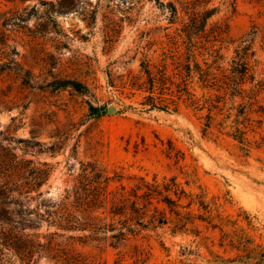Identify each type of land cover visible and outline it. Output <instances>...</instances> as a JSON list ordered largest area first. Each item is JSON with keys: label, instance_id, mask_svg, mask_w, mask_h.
<instances>
[{"label": "rangeland", "instance_id": "374dc122", "mask_svg": "<svg viewBox=\"0 0 264 264\" xmlns=\"http://www.w3.org/2000/svg\"><path fill=\"white\" fill-rule=\"evenodd\" d=\"M194 1L0 0V25L9 21L0 29L29 74L27 86L18 71L0 75V168L16 161L50 170L31 200H3L9 211L26 212L23 224L36 223L25 232L39 245L27 264H264V91L230 82L233 61L248 49L254 84L264 83V6L210 0L194 8ZM210 9L208 37L197 40L191 63L209 76L201 82L193 70L184 84L178 33L192 11ZM142 67L154 77L164 70L163 89L152 94L162 110L142 106L149 92L130 87L146 80ZM53 81L80 83V92ZM92 170L108 192L142 194L173 178L185 193L179 214L155 199L164 225L119 246L69 233L53 237L49 250L54 229L39 219ZM4 252L10 261L2 264H20Z\"/></svg>", "mask_w": 264, "mask_h": 264}, {"label": "trees", "instance_id": "16d2710c", "mask_svg": "<svg viewBox=\"0 0 264 264\" xmlns=\"http://www.w3.org/2000/svg\"><path fill=\"white\" fill-rule=\"evenodd\" d=\"M209 1L195 0L193 6L195 8L201 4L205 5ZM252 1L264 6V0ZM158 4L163 6V3L158 2ZM168 6L170 8L169 22L174 23L177 15L176 7L173 3H168ZM214 11V9L205 10L203 13L192 11L188 21L183 24L178 33L186 50V64L177 63L184 70L185 74L181 77L184 84L193 70L199 74L201 82L207 81L208 71L200 73L202 71L199 65L193 63L191 66V63L198 43L197 40L208 37L205 34V27L208 18ZM8 22V20H4L0 27H7ZM247 50L244 49L238 62L233 61L230 82L234 89H239V86L241 87L248 80L250 84H253L251 91L256 92L258 86V93H261L264 91V83L257 82L254 84L255 77L250 73V67L247 63ZM207 69L209 70L210 67L208 66ZM142 70L146 80L144 82L134 81L130 83V87L132 90L149 92V95L145 97L146 102L141 103L142 106L162 110L166 106H159L155 103L152 94L154 88L155 90L157 87L159 90L163 89L162 86L166 80L164 70H159L157 77L152 76L147 67H142ZM11 72L22 78L23 85L29 84V74L16 61V53L8 44L6 30L0 29V75ZM20 73L22 74L20 75ZM180 74L182 73L179 71L177 76ZM51 84L49 86L56 89L70 87L77 92H80L79 88H81V84L75 81H53ZM239 90L241 91V89ZM176 107L174 106L173 111L176 110ZM91 110L95 109L92 108ZM242 134L240 132L237 136L239 140H242ZM20 165L16 161H11L0 168V264L10 261L4 251L11 253L20 264H27V261L36 253V246H39L38 244L35 246L34 235L25 234L27 230L35 229L36 223L28 220L27 224H23L20 220L25 216L24 210L9 211L7 207L2 205L6 199L9 202L14 201L15 204L18 203L19 199L31 200L29 195L37 192L42 185L47 183L50 170L46 164L41 165L43 169L35 167L22 169L19 168ZM107 187V179L102 178L98 172L92 170L91 173H83V175L78 176L73 186L64 190L60 199L50 206L51 210L45 211L39 219L44 221L48 228L54 229L50 234L49 250L53 249L50 246L53 237H62L68 240L71 237H65V235L69 233H87V237L92 240L109 241L111 246H119L129 236H136L140 231L148 230V228L155 229L166 223L164 208L153 205V200L156 199L157 205L164 204L170 212L174 211L178 215L177 209L180 208L178 202L185 196L184 191L177 188L173 178L170 179L169 183H162L161 186L155 183L144 186L145 191L142 194L137 193L138 189L127 191L124 187L108 192ZM170 192L173 193L176 200L172 199ZM187 215L189 216V214Z\"/></svg>", "mask_w": 264, "mask_h": 264}, {"label": "water", "instance_id": "95a60500", "mask_svg": "<svg viewBox=\"0 0 264 264\" xmlns=\"http://www.w3.org/2000/svg\"><path fill=\"white\" fill-rule=\"evenodd\" d=\"M115 110L113 109V108H110L109 110H108V112L109 113H113Z\"/></svg>", "mask_w": 264, "mask_h": 264}]
</instances>
